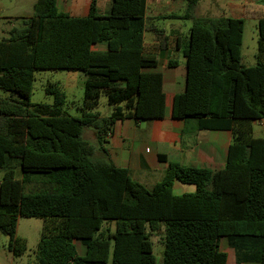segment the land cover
<instances>
[{"label": "trees", "instance_id": "1", "mask_svg": "<svg viewBox=\"0 0 264 264\" xmlns=\"http://www.w3.org/2000/svg\"><path fill=\"white\" fill-rule=\"evenodd\" d=\"M198 1L185 0V85L171 115L195 121V131H228L231 143L220 171L158 156L167 167L151 189L126 169L95 160L94 146L82 138L90 129L101 144L118 121L164 118L163 76L143 43L146 0H111L105 14L93 0L80 18L59 12L57 0H36L22 28L0 41V233L14 256L26 251L18 220L38 218L37 264H108L110 256V264H226L222 238L237 264H264V138L253 134V124L264 122V15L256 63L246 67L243 20L196 18ZM45 70L85 76L79 117L64 110L55 84L45 91L52 104L30 102L35 72ZM102 95L107 116L97 112ZM176 182L195 191L175 195ZM154 235L163 246L160 263Z\"/></svg>", "mask_w": 264, "mask_h": 264}, {"label": "crops", "instance_id": "2", "mask_svg": "<svg viewBox=\"0 0 264 264\" xmlns=\"http://www.w3.org/2000/svg\"><path fill=\"white\" fill-rule=\"evenodd\" d=\"M2 1L0 0V12L5 11L1 7ZM35 1L32 0V8ZM92 1L57 0L56 7L61 13L80 18L89 14ZM200 3H203V9L198 8ZM110 4L111 0H95V7L99 14H105ZM185 7V0H146L145 3V17L149 29L143 35V43L145 51L156 56L158 60L156 71L163 76L164 118L149 122L133 119L118 121L101 144L98 143L92 130H84V137L82 134L84 140H92L96 143L95 160L108 161L116 167L126 169L132 180L147 189H151L159 182L165 173L167 165L159 161L158 156L164 155L168 161L177 162L184 167L220 171L224 167L227 150L231 143V134L228 131H195V121L172 118L173 98L183 92L185 85V60L182 48L188 35L184 37L182 31L184 24L180 23L190 21L183 17ZM214 8L220 10L216 0H199L193 14L196 18H200L198 11L208 13ZM255 12H258L259 16H256ZM228 13L229 16H220L243 20L245 14L251 13L258 18L264 15V5L260 0H244L241 4L231 2L228 4ZM160 21L175 23L159 28L157 23ZM101 49L104 47L102 46ZM187 130H190L193 135L190 141L184 140L183 133ZM204 131L208 132L207 135H200V132ZM174 190L178 192L174 193L175 195H183L193 193L195 187L176 182L173 186ZM234 253L231 249L225 252L226 264H237L236 257H233Z\"/></svg>", "mask_w": 264, "mask_h": 264}, {"label": "rangeland", "instance_id": "3", "mask_svg": "<svg viewBox=\"0 0 264 264\" xmlns=\"http://www.w3.org/2000/svg\"><path fill=\"white\" fill-rule=\"evenodd\" d=\"M220 10L214 8L210 9L208 13L198 11V17L200 18H215L220 15L229 16L228 4L231 2L241 4L244 0H216ZM36 2V1H35ZM202 4H199L198 8H202ZM2 10L0 12V41L7 37L8 32L12 29L22 28V22L25 18L33 15L32 0H3L1 2ZM203 9V8H202ZM259 12V11H258ZM255 12L256 16H259ZM262 12V10H261ZM253 14H245L243 16V36H242V47L241 55L243 64L246 67H252L256 63L257 54V38H258V18ZM169 23L160 21L157 23V27L161 28ZM183 27L182 31L184 37H187L188 28L191 25L190 21H181ZM35 80L32 86V95L30 102L32 104H52V95L46 94V89L49 88V84H55L58 86L59 90L65 95V105L64 110L71 116L79 117L81 115L78 107L81 105L84 96V81L85 76L79 71L73 70H60V71H36ZM111 111V107L107 103L105 96H101L99 100V106L97 112L102 116H107ZM90 130V129H86ZM85 132V131H84ZM208 132H200V135H207ZM184 140L190 141L193 135L190 130L184 131ZM253 134L256 137L264 138V122H255L253 124ZM84 137V134H83ZM89 137V135H87ZM189 139V140H188ZM91 145L96 146V143L92 140H87ZM2 172L0 171V180ZM15 178H19V169L15 172ZM173 193H178L173 191ZM43 220L38 218H20L17 223L16 236L22 238L26 242V251L19 255L14 256L7 249V237L0 233V264H37L36 261V251L37 245L39 243ZM153 242V255L156 261L160 263L162 257L163 246L161 245V239L159 235H154L151 237ZM78 255L84 254V248L75 242ZM219 249L221 252H228L230 249L234 252L232 248L228 245V240L223 238L220 240ZM233 257H236L235 253ZM111 262V256L109 263ZM249 264H258L257 261H250ZM234 264V263H233Z\"/></svg>", "mask_w": 264, "mask_h": 264}, {"label": "water", "instance_id": "4", "mask_svg": "<svg viewBox=\"0 0 264 264\" xmlns=\"http://www.w3.org/2000/svg\"><path fill=\"white\" fill-rule=\"evenodd\" d=\"M7 240H8V237H7Z\"/></svg>", "mask_w": 264, "mask_h": 264}]
</instances>
